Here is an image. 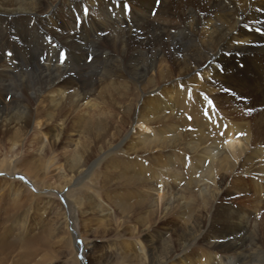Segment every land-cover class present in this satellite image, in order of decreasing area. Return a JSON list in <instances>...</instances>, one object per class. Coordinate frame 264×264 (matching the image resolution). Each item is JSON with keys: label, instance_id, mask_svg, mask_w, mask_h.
Masks as SVG:
<instances>
[{"label": "bare ground", "instance_id": "6f19581e", "mask_svg": "<svg viewBox=\"0 0 264 264\" xmlns=\"http://www.w3.org/2000/svg\"><path fill=\"white\" fill-rule=\"evenodd\" d=\"M1 173L15 264H264V0H0Z\"/></svg>", "mask_w": 264, "mask_h": 264}, {"label": "rangeland", "instance_id": "374dc122", "mask_svg": "<svg viewBox=\"0 0 264 264\" xmlns=\"http://www.w3.org/2000/svg\"><path fill=\"white\" fill-rule=\"evenodd\" d=\"M108 15L111 16V12ZM32 24H33L32 22L26 23V25L29 26V27H32ZM47 57H54V56L49 55V53L41 54V56L38 55L39 62H41L40 61V58L41 59H45ZM132 132H135V131L128 130L127 131V134L128 133L131 134ZM28 162H30L32 164H35V167L37 168V170L38 171H41L40 168H39V166H38L39 163L36 161L35 151L32 153L31 157L29 156ZM2 174L3 173L0 174V178L4 176ZM11 179L12 180H15L14 182H16L18 184L19 183L22 184L31 193H33V194H36L37 193L36 192L37 189L35 188V186H33V185L32 186H28L27 184H25V182L23 181V175L22 174H18L16 176L14 175L13 178H10V179L7 178L6 180L7 181H10V183H11ZM24 179L26 180V177H24ZM47 182H48L47 185H49V186H53L54 187V186L57 185V183H55L56 182L55 177L52 178V181L49 180ZM87 182H88L87 180L80 181V182L77 181V186L73 187L72 189H77V188H80V187L85 188L84 186L87 185ZM52 184H54V185H52ZM8 185H9V183H8ZM10 186H11V184L9 185V187ZM4 187H5V185L2 184V183H0V242L5 241V239H8V238L9 239H12V240H13V238H15L14 235L11 236L12 238L9 237L8 235H7L8 237H6V234H5V233H8V231L10 233V227H11L10 224L11 223L10 222H7V221L4 222L5 221L4 220V215H5V213H7V207H8L7 204H9L7 202V199L8 198H6L4 196H1V193H2L1 189L4 188ZM9 187H5L4 188V192L9 191ZM12 187H13V185H12ZM12 191H13V189H12ZM57 193H58V191H56V192H50V194H51L52 197H46V201L49 202V203L51 202L50 203L51 204V206H50L51 209L50 208H43L44 202H46V201L39 200L37 202V204H38V206L40 208L38 210V212H39V215L38 216L39 217H35V214L36 213L34 212V206H33V204H30V205L28 204L26 207H24L25 209L24 208L22 209L23 212L20 211V213H22V214H27L26 215L27 216V221H26L25 229H27L29 226L31 227V222H30V224L28 222L29 220L31 221V219H35L36 221H39L38 219H40V220L42 219V221H45L47 219V217H49V215H48V214H50L49 213V210L55 211L53 209L55 207H52V205H54V206L60 205L61 208H63V206H64L63 197L60 196V195H57ZM5 195H8V194H5ZM89 195H90L89 198H90L91 202L94 204V206H95L96 203H98L97 204L98 206H100V205L103 204L102 195H100L99 192H97V193L91 192V194H89ZM98 199H101L100 200L101 202H99ZM3 202H4V205H3ZM85 207L86 206H84L83 210H85ZM45 210L48 211V213H44ZM38 212H37V214H38ZM99 214L102 215L101 213H99ZM75 215L77 216V213H75ZM93 222H91V223H93ZM32 225H34V223H32ZM74 225H75V231L77 233H80L81 234V236L83 237V241L84 242L87 241V243H89V244H92V243L94 244L95 243L100 250H103V248L106 245H111V241L114 240V238H111V228L108 230V226L93 225V226H89L87 228H83V227H80V225L77 222ZM34 228L39 229V227H35V225H34ZM14 230H16V229H14ZM16 231H18V229ZM37 231H39V230H37ZM68 232L71 233V235L73 234V232H71V229H70V225L69 224H68ZM75 237H76V234H73L72 235V238L70 237L71 242L72 241L73 242L75 241ZM124 238L126 239L127 236L124 237ZM24 239H25V237H24ZM115 239L116 240H119V239L120 240H123L121 237L115 238ZM135 241L136 240H134V239L127 238V242L124 243V244H128V246L130 247V245L131 244H134ZM142 241H143V239H142ZM7 242L8 241H5V243H7ZM71 246H72V244H71ZM4 249L6 251H3L2 249H0V257L1 258H4L5 257L6 259H8V264H15V261H16V258L18 257V254H21L20 253V250L15 249L14 251H11L7 247L4 248ZM72 249L74 251V248L73 247H72ZM64 253H65L64 258H62V259H58L57 258L56 260H54L55 261L54 264H71V262H73L74 258H72V256L70 254H68V250H66ZM74 254H75V251H74ZM78 254H79V256H78L79 257V260L77 259L78 260V264H86L87 261L82 256L81 251L78 252ZM51 263L53 264V262H51Z\"/></svg>", "mask_w": 264, "mask_h": 264}, {"label": "snow or ice", "instance_id": "6c2138e0", "mask_svg": "<svg viewBox=\"0 0 264 264\" xmlns=\"http://www.w3.org/2000/svg\"><path fill=\"white\" fill-rule=\"evenodd\" d=\"M157 2L159 3V0H157Z\"/></svg>", "mask_w": 264, "mask_h": 264}]
</instances>
